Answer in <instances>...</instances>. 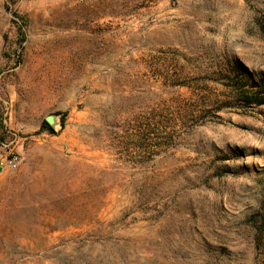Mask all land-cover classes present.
I'll use <instances>...</instances> for the list:
<instances>
[{"label":"rangeland","instance_id":"374dc122","mask_svg":"<svg viewBox=\"0 0 264 264\" xmlns=\"http://www.w3.org/2000/svg\"><path fill=\"white\" fill-rule=\"evenodd\" d=\"M232 59L264 74V0H0V264H264V105L226 103Z\"/></svg>","mask_w":264,"mask_h":264},{"label":"trees","instance_id":"16d2710c","mask_svg":"<svg viewBox=\"0 0 264 264\" xmlns=\"http://www.w3.org/2000/svg\"><path fill=\"white\" fill-rule=\"evenodd\" d=\"M6 7L10 9V5ZM28 21L27 15L20 14L17 11L14 12L13 22L17 25L18 44L21 48L26 41L25 28ZM16 53L18 58L17 62L20 63L22 61V52L19 50ZM222 74L227 81V89L230 94L226 98L227 104L236 103L239 108L245 111L253 110L256 107L264 105L263 73L251 71L241 61L232 59L224 63ZM195 99L190 102L180 100L171 108L163 107L161 109L162 115L156 129L158 132L154 133V136L156 135V139L159 141L161 151L172 147L176 143L177 138L185 131L186 127L197 125L201 117H204V113H212L213 111L215 113L213 106V108L207 109L209 107L208 104L200 103V96ZM42 127L44 130L55 133V130L46 121ZM152 135L153 132L150 133V136Z\"/></svg>","mask_w":264,"mask_h":264},{"label":"built area","instance_id":"2783aa9c","mask_svg":"<svg viewBox=\"0 0 264 264\" xmlns=\"http://www.w3.org/2000/svg\"><path fill=\"white\" fill-rule=\"evenodd\" d=\"M6 165L11 169H17L21 162V157L17 152H11L6 158Z\"/></svg>","mask_w":264,"mask_h":264},{"label":"water","instance_id":"95a60500","mask_svg":"<svg viewBox=\"0 0 264 264\" xmlns=\"http://www.w3.org/2000/svg\"><path fill=\"white\" fill-rule=\"evenodd\" d=\"M47 122L54 129L58 126H62L61 121L57 115H51L47 118Z\"/></svg>","mask_w":264,"mask_h":264},{"label":"crops","instance_id":"0c3cea01","mask_svg":"<svg viewBox=\"0 0 264 264\" xmlns=\"http://www.w3.org/2000/svg\"><path fill=\"white\" fill-rule=\"evenodd\" d=\"M2 165H4V163L1 164V167H2ZM7 167H8V166H7Z\"/></svg>","mask_w":264,"mask_h":264}]
</instances>
